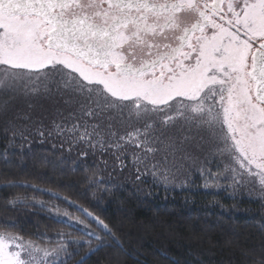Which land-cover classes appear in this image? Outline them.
<instances>
[{"label":"snow or ice","instance_id":"6c2138e0","mask_svg":"<svg viewBox=\"0 0 264 264\" xmlns=\"http://www.w3.org/2000/svg\"><path fill=\"white\" fill-rule=\"evenodd\" d=\"M19 94L67 95L65 103L78 104L82 114L104 117L106 133L100 124L66 130L79 132L77 139L93 150H103L106 137L115 139L108 147L118 152L133 146L135 165L161 150L173 156L182 150L183 141L165 137L167 129H195L214 145L211 155L230 161L209 171L204 187H219L230 173L231 187L252 184L264 198V0H0V96ZM8 103L0 101V112ZM115 124L131 130L118 134ZM151 167L157 176L159 162ZM8 203L26 201L17 196ZM55 213L99 243L61 232L52 245L40 243V233L34 240L0 231V264H66L69 243L88 245L75 262L84 264L103 246L85 219L58 207Z\"/></svg>","mask_w":264,"mask_h":264},{"label":"trees","instance_id":"16d2710c","mask_svg":"<svg viewBox=\"0 0 264 264\" xmlns=\"http://www.w3.org/2000/svg\"><path fill=\"white\" fill-rule=\"evenodd\" d=\"M68 98L59 94H19L11 99L0 96V101H9L8 110L0 112V186L11 181L45 188L68 197L104 221L115 236L91 221L104 244L84 264L264 261V198L228 184L215 191L204 187L197 169L202 161L214 156L210 154L214 145L206 137L201 139L195 129L181 130L177 124L166 130L165 137H174L178 144L183 141L181 151L173 156L161 150L144 165H135L132 153L137 150L133 146L118 152L108 147L115 139L106 137L105 148L97 145L93 150L77 139L79 132H68L66 129L73 124H79L81 131L85 125L91 130L93 124H100L98 130L107 132L104 117L82 114L78 104L65 103ZM55 124L64 131H58ZM114 130L122 135L131 129L115 124ZM185 136L191 139L184 141ZM157 162L160 171L153 176L157 169L151 165ZM165 168L167 183L163 179ZM93 175L98 183H89ZM17 196L26 203L10 206L8 202ZM40 201L64 206L83 216L65 201L10 184L0 189V231L34 240L40 233L44 236L40 243H57V233L61 232L70 233L69 239L90 240L93 246L99 243L46 213L38 206ZM81 247L66 264L84 255L88 246Z\"/></svg>","mask_w":264,"mask_h":264},{"label":"rangeland","instance_id":"374dc122","mask_svg":"<svg viewBox=\"0 0 264 264\" xmlns=\"http://www.w3.org/2000/svg\"><path fill=\"white\" fill-rule=\"evenodd\" d=\"M229 162L230 161H229V158L227 156H220L218 154L217 155H214L213 157H210V160L209 161H202L201 166L198 167V169H197V171H199L200 174H201V169L204 170V175L203 176L200 175V177H201V183H204L205 184V179L207 178V174H208L209 171L211 173L220 172V171H222L224 169L225 165L228 164ZM226 175H228V177H229L228 179H225L224 177H221L217 181V183L220 185L219 187H209V189L211 188L210 190H214L215 191L216 189L218 190V189H221V188H225L226 187V184H228L230 186L231 183H232L231 178H230L231 174L230 173H227ZM209 182L211 183V181H209ZM238 188L240 190L254 192L255 194H258L257 196H259L258 186H255V190H254V185H252V184H249L247 186H239ZM38 206H40L49 215L55 217L57 220H60L61 222H64L66 224H69V222L67 221L66 218L56 215V213H55V208L56 207H58L61 211L67 210L73 216H79V215L73 213L72 211H70L68 208H66L64 206L53 205V204H50V203H47V202H42V205L40 203V204H38ZM82 215L83 216H79V217H81L82 219H85L86 222L90 225V227L92 229H95V231L97 233L98 232V228L96 226H93L92 225V223H91L92 220L89 219L84 214H82ZM93 223H95L97 226L101 227L96 222H93ZM71 226L74 227V229L75 228L78 229V227H79L77 225H71ZM101 229H102V227H101ZM85 236H87V235H85ZM87 237H89V236H87ZM89 238H92V237H89ZM55 244L56 243H53L52 245H55ZM92 245H94V244H92ZM84 246H88V245L85 244ZM77 248L79 249L78 251H80L82 249L81 245L78 246L76 244H71V243H69V245H68L69 252L75 253V252H77L76 251ZM61 260H63V258H61ZM58 264H60V262H58Z\"/></svg>","mask_w":264,"mask_h":264},{"label":"water","instance_id":"95a60500","mask_svg":"<svg viewBox=\"0 0 264 264\" xmlns=\"http://www.w3.org/2000/svg\"><path fill=\"white\" fill-rule=\"evenodd\" d=\"M12 184L21 185V186H27V187L33 188V189H35V190H38V191H40V192L46 193V194H48V195H50V196H52V197L58 198V199H60V200H62V201H65V200L63 199L64 196H61V195H59V194H58V196H53V195L51 194L52 191L47 190V189H45V188H41V187H39V186L30 185V184H23V183H12ZM8 185H10V184H9V183H8V184H4V185L0 186V189H1L2 187H4V186H8ZM65 202H67V201H65ZM67 203H68V202H67ZM68 204H69V203H68ZM71 206L74 207V208H75L76 210H78L79 212H81V211L79 210V208L77 207V206H79L78 204L75 203V206H73V205H71ZM81 213H82V212H81ZM82 214H83V213H82ZM93 217H95V216L93 215ZM93 217H88V218L91 219L93 222H96L95 219H94ZM102 229H103V228H102ZM103 230H104V229H103ZM104 232H106V231L104 230ZM92 238L96 239L95 237H92ZM95 251H96V250H95ZM95 251H93V252L88 256V258H89V257H90ZM73 264H75V262H74Z\"/></svg>","mask_w":264,"mask_h":264}]
</instances>
